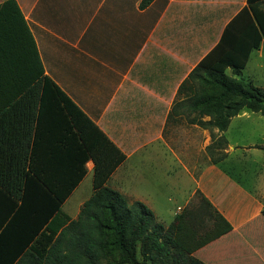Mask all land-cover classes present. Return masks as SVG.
I'll list each match as a JSON object with an SVG mask.
<instances>
[{
    "label": "crops",
    "instance_id": "0c3cea01",
    "mask_svg": "<svg viewBox=\"0 0 264 264\" xmlns=\"http://www.w3.org/2000/svg\"><path fill=\"white\" fill-rule=\"evenodd\" d=\"M13 1L44 75L123 155L106 186L129 203H143L165 228L184 209L200 210L199 193L231 230L195 249L192 257L204 264H264V115L242 111L223 133L214 129L226 146L225 158L212 164L206 153L210 130L186 122L197 114L191 106L195 84L179 91L203 60L207 65L227 57L240 61L257 40L249 7L264 8V0ZM6 52V63L20 71L19 52ZM237 77L264 88L263 38ZM36 102L0 96V137H25L10 148L36 151L26 167H41L46 182L74 183L83 165L84 176L61 205L73 220L93 192L94 163L83 162L76 137L67 142L59 111ZM88 181L91 192L84 198L79 188ZM7 200L0 197V215ZM163 213L168 224L158 218ZM199 214L186 226L189 240L211 227L206 213Z\"/></svg>",
    "mask_w": 264,
    "mask_h": 264
},
{
    "label": "trees",
    "instance_id": "16d2710c",
    "mask_svg": "<svg viewBox=\"0 0 264 264\" xmlns=\"http://www.w3.org/2000/svg\"><path fill=\"white\" fill-rule=\"evenodd\" d=\"M249 9L257 40L247 46L240 61L227 57L207 65L203 60L180 86L182 91L189 82L195 84L191 106L197 114L187 119V124L223 133L231 118L242 111L264 115V88L237 77L250 50L264 39V8L251 5ZM9 48L16 49L24 60L20 71L6 63ZM0 53V96L33 97L42 107L56 108L60 124L63 118L67 135H72L66 137L67 142L76 137L83 162L91 159L94 163L93 192L71 220L61 212V205L84 176L83 165L74 183L46 182L45 170L26 167V160L35 159L36 151L23 148L15 152L10 148L13 141H24L25 137H0V197L8 199L0 215V264H204L192 257V252L231 227L198 193L197 209L203 210L212 223L204 236L189 240L186 226L199 218L200 210L184 209L165 228L143 203H129L106 186L123 155L44 75L33 39L13 0L0 5ZM228 67L235 68L232 75L226 74ZM203 116L210 120L202 121ZM225 146L224 137L214 138L211 132L206 153L212 164L225 158Z\"/></svg>",
    "mask_w": 264,
    "mask_h": 264
},
{
    "label": "rangeland",
    "instance_id": "374dc122",
    "mask_svg": "<svg viewBox=\"0 0 264 264\" xmlns=\"http://www.w3.org/2000/svg\"><path fill=\"white\" fill-rule=\"evenodd\" d=\"M214 129H212L211 130V132L213 131ZM211 132H210V137H211ZM213 133V132H212ZM213 135H214V138H217L218 136H217V134L215 135L214 133H213ZM91 190V186H90V182L88 181V182H84L81 186H80V188H79V192L81 193V195L82 196H84V198H87V197H89L90 196V191ZM184 191H187V188L185 187V190ZM187 195V194H186ZM73 201V200H72ZM83 201V199H80V200H76L75 201V203H76V206H77V204L79 203V202H82ZM163 210H164V208H163ZM162 210V211H163ZM65 211H66V208H65ZM70 214V217L71 218H74V215H73V213H69ZM158 218H159V220L161 221V222H163V224H168L170 221H169V216L168 215H166V214H161V215H159L158 216Z\"/></svg>",
    "mask_w": 264,
    "mask_h": 264
}]
</instances>
